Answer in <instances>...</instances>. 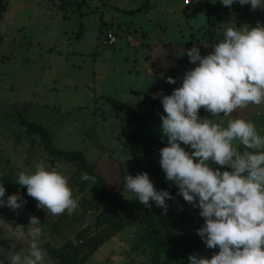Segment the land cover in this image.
<instances>
[{"label":"rangeland","instance_id":"1","mask_svg":"<svg viewBox=\"0 0 264 264\" xmlns=\"http://www.w3.org/2000/svg\"><path fill=\"white\" fill-rule=\"evenodd\" d=\"M73 1L82 2L80 6L67 5ZM183 1L0 0L4 5V9L0 7V163L7 164L8 168L3 169L4 164L1 163L0 185L6 189L3 199L13 194L21 195V186L15 182L17 173L34 171L40 162L67 178L73 198H78L80 205L93 207L98 198L97 182L82 181V172L74 164L51 159L37 136L28 134L25 127L19 125L20 117L41 125L54 147L83 153L95 169L109 175L119 172L117 168L121 169V177L117 176V181L123 182L127 174L136 175L131 142L121 137L120 125L113 120L115 112L107 99L133 104L136 98L142 97L138 94L132 96L129 91L132 88L138 92L134 83L144 88L146 98L153 97L155 92H150L153 83L148 82L144 66L137 56L146 54L147 46H127L126 40L130 45H137L134 43L140 40L149 45L170 42V46H166L167 54L186 58L187 50L195 45L201 55L206 56L212 51V44L223 39L226 28L255 27L258 21L264 22V10L253 12L250 5L241 6L238 0L230 7L223 6L220 0H188L187 5ZM206 2L215 9L210 15L209 32ZM110 22L120 24L115 28L117 34L122 35L112 47L103 42ZM187 22L188 26H193L192 32L187 31ZM201 25L207 26L203 32L198 29ZM190 33L195 36V41L187 45L185 41L189 40ZM181 35L183 41L180 40ZM179 42L183 46L175 44ZM133 55L137 62L133 61ZM141 112L147 113L148 109L142 107ZM223 115L220 114L221 117ZM199 116L214 119L204 108L199 110ZM231 118L251 121L258 134L264 137V103L236 109ZM221 122L227 126V120L219 118L217 123ZM143 128L145 133L155 132L152 127ZM132 129L136 130L137 126ZM233 144L238 150H243L238 141ZM184 147L189 152L193 151L190 146ZM106 164L107 169H103L102 165ZM212 166L224 171V166ZM112 178L110 175L108 180ZM78 188L80 195H76ZM117 189L116 185H111L107 195L112 196ZM124 196L135 199L129 191ZM184 202L188 210L204 223L200 210ZM0 209L3 212L11 210L6 206ZM23 210L26 218L31 211L26 206ZM93 211L82 214L80 217L83 219L74 222L60 236L49 239L50 243L56 248L66 241L75 245L79 243L77 234L80 231L85 230L89 236L95 233ZM0 228L6 233L7 240L24 243L25 237L20 230L8 232L7 226ZM141 230V223L136 222L124 231L121 238L111 239L115 241L114 245H119L109 255L116 257L117 264L129 263L124 252L129 243L139 238ZM183 232L185 230L176 229L175 234L180 237ZM105 249L106 245L98 253ZM213 252L218 253L219 248L209 249L203 242L198 254L210 259ZM97 258L94 254L84 264H97ZM147 259L142 258V264H147Z\"/></svg>","mask_w":264,"mask_h":264},{"label":"clouds","instance_id":"2","mask_svg":"<svg viewBox=\"0 0 264 264\" xmlns=\"http://www.w3.org/2000/svg\"><path fill=\"white\" fill-rule=\"evenodd\" d=\"M220 2L230 7L237 0ZM238 2L250 5L253 12L264 10V0ZM212 48L206 56L195 45L187 50L190 62L198 66L185 73L182 85L171 95L153 94V99H161L166 113L160 117L161 138H167L168 146L160 149L159 164L165 179L179 189L177 195L200 210L204 223L197 234L206 247L219 248L210 259L190 255V264H264V137L251 121L231 118L236 109L264 103V22L258 21L255 27H228ZM167 83L177 81L168 77ZM201 108L214 119L201 118ZM219 118L228 121L226 127L217 123ZM234 141L243 150L234 147ZM182 144L193 151H186ZM213 164L231 171L213 168ZM17 176L15 182L26 186L39 209L54 216L67 211L71 216L78 208L67 178L55 168L40 162L34 171H20ZM80 178L96 182L87 172ZM123 182L140 204L151 208L150 201L154 202L164 214L169 209L166 201L175 199L169 191L157 190L147 172L127 174ZM5 192L0 185V207L18 214L27 201L20 194L5 200ZM29 221L28 235L33 239L27 253L10 246L11 251H0V264H45L47 251L36 239L42 234L41 222L31 215Z\"/></svg>","mask_w":264,"mask_h":264},{"label":"trees","instance_id":"3","mask_svg":"<svg viewBox=\"0 0 264 264\" xmlns=\"http://www.w3.org/2000/svg\"><path fill=\"white\" fill-rule=\"evenodd\" d=\"M81 2L65 3L68 6H80ZM0 7L4 9L2 2H0ZM206 10L209 12L207 17L209 32L212 23L210 15L215 12V9L209 2H206ZM211 38H214L213 35ZM211 50L213 51V48ZM107 101L115 112L127 119L125 124H121V122L119 124L120 134L125 140L131 142L136 175L147 172L157 190H167L175 199L166 201L169 209L164 214L163 209L157 207L151 201L152 207L146 208L138 200L124 198L119 192L109 197L106 194V182L100 174L94 171L93 165L88 162L83 153L67 152L54 147L48 132L41 125L20 117L18 120L19 125L25 127L28 134L37 136L43 149L51 159H60L66 163L74 164L77 170L95 176L97 182L98 198L96 202L93 207L92 205L83 207L84 210H95L97 212L94 217L96 232L89 236L85 230L80 231L77 234L79 243L75 245L71 241H66L59 248H54L46 243L47 253L57 264H84L108 238L124 227L140 222L142 230L138 241L131 248V252L144 253L148 258L147 262L149 261L147 264H190L188 257L198 253L203 245L202 238L197 234V230L202 227L203 223L188 210L182 196L177 195L179 189L165 179L159 160L160 149L168 146L167 139L163 138L162 140L161 137L150 135L143 130V127L149 123L155 121L162 123L160 117L166 115L164 109L150 114H140L136 111H129L128 108L116 100L107 99ZM133 126H137V129H132ZM134 146L139 148L140 154L134 150ZM223 170L230 171L231 168L224 166ZM79 190L80 188L77 192L80 193ZM27 207L33 211L32 204H28ZM176 229L185 230V232L177 237L175 234Z\"/></svg>","mask_w":264,"mask_h":264},{"label":"crops","instance_id":"4","mask_svg":"<svg viewBox=\"0 0 264 264\" xmlns=\"http://www.w3.org/2000/svg\"><path fill=\"white\" fill-rule=\"evenodd\" d=\"M192 11H194V10H192ZM132 12L133 11H130L129 13H132ZM176 22H177V20H176ZM107 24L108 23H106V25ZM119 25H120L119 23L116 24V22H110L109 28L107 29V31H110L114 34L116 39L121 38V36H122V35L117 34V32H116V28H118ZM186 26H187V31H189V32L193 31V29H194L193 26H188V22H187ZM198 29H200V31L203 32L204 30L207 29V26L201 25V26H199ZM141 33H140V35H141ZM180 33H181V31L179 32V34ZM216 36H218V35H216ZM141 37H144V34H142ZM182 39H183V36L181 35L180 40L183 41ZM193 41H195V36L193 35V33H190L189 40L185 41V43L188 45V44H192ZM165 43H168V44H165ZM126 44H127V46H138V47L139 46H147L148 52L146 54H140L137 56H138V60L140 61V63L142 62L143 66H144V71H145V74L148 78V82L153 83V86H154L153 90L150 91L153 93L163 91V93L165 95H171L175 88L180 87L182 85V82H183L182 78L185 75V73L188 70L194 69L196 67V65L192 64L190 62L189 58L188 57L186 58V56L182 57V56H179V54H176V55L175 54L174 55L167 54L168 50H167L166 46L169 47L170 42H164V43H160V44L155 43L153 45H149V44L143 43L142 40H140L139 43L138 42L134 43L137 45H133V44L130 45L129 41L126 40ZM175 44H179L180 46H183L182 42L175 43ZM150 46H152V48ZM132 57L135 58V55H133ZM168 59H171V61H169ZM126 61H128V60H126ZM133 61L137 62V59L135 58V59H133ZM184 61H185V63H183ZM188 62H190V63H188ZM168 77H172L173 79H175L177 81V83L176 84L167 83ZM136 84L137 83H134V85H135L134 87H136L138 89V92L136 93V90L134 91V90H132V88H130L129 91H131L132 96L138 94V95H142V97L136 98L137 100H135V102H132L133 104H130V103L129 104L128 103L123 104L126 108L129 109V111H136L140 114H150L154 111L157 112V111L163 109V105H162L160 98H157V99H153V97L146 98V95H145L146 93L144 91V88L141 89V87L136 86ZM153 93H151V94H153ZM146 102H148V107L146 106ZM142 107L144 109H148V112L142 113L141 112ZM112 110L114 111V109H112ZM114 117L115 118H113V120L117 121L119 124H120V122H121V124H125V122L127 121L125 116H123L117 112H115ZM161 124H162L161 122L155 121V122L149 123L148 125H145V126L152 127L153 128L152 130L155 129V132L151 133L150 135L162 137ZM164 138H166V137H164ZM134 150L138 154L141 153L139 148L136 146H134ZM1 163H0V165L4 164V163H2V164ZM97 163H96V165H97ZM91 164L94 167V171L96 173L100 174L101 177L104 179V181L106 180L105 181L107 184L106 194H107V190H109L111 185H114V186L116 185L118 187L116 192H119V194L122 197L126 198L124 195L126 194L127 190H125L123 182H121V180H119V181L116 180L117 176L121 177V171H122L121 169H118L117 167H115L114 169L117 168V170L119 172H115L114 175H113V173H110V175H112L114 178L108 180V178H110L109 174L104 173L100 170H97L99 168L95 169V165L93 163H91ZM2 166H3V169L7 168V164H4ZM102 168L107 169V164L102 165ZM19 188H21V191H23V192H21V195L23 196V198L30 200V202L27 203V205L32 204L33 205V211H31L27 207V205H24V208L26 206L28 208V210L31 211V213H29L25 218L23 215V213H24L23 209L18 210V214H17V212H13L12 210H10L8 212H5V211L3 212L2 211L3 209L2 210L0 209V222H1L0 226L1 227L7 226L8 232H11L12 230H20L22 236L25 237L24 243H19V241L12 243L13 241H9L6 239V237H5L6 233L2 232L1 228H0V251H3V252L11 251L10 246H14L15 250L17 252L27 253L29 244L31 243V241L33 239L31 236L28 235V227L30 226V221H29L30 215L38 217L40 222H41L42 234L39 237H37L36 239L39 241V246L46 250V247H45L46 243L51 245L52 247L56 248L53 244L50 243L51 241L49 239L56 238L57 236H60L62 233H64L65 229H67L74 222L81 219L82 217H80V216H82V214H84L85 212L88 213V212L92 211V210H84V208H83V210H80V208L84 207V206H83V204L82 205L79 204L78 208L74 211V213L71 216H69L67 214V211H65V213H63L61 215L54 216L50 212L47 213L46 210L39 209L37 207V201L35 199H33L32 197L28 196L26 186L19 187ZM77 191H76V195L77 194L80 195L81 192L77 193ZM116 192H114L113 195ZM109 197H111V196H109ZM93 212L96 215L97 212L96 211H93ZM132 226H133V224L124 227L123 229H121L120 231L115 233L113 236L108 238L104 243H102L94 251V253L92 255L95 254L96 256H98V258L95 260V262L97 264H117L115 261L116 257L112 258L109 255L113 251L115 252V248H117L116 246L119 247V245H118V243H117V245H114L115 241L114 240L111 241V239L121 238L124 234V231H126L127 228L132 227ZM121 232H123V233L120 234ZM137 241H138V239L135 241L133 240L132 243H129V245L126 249V251H128V252H126V251L124 252L126 255H128L127 259L129 261V263L127 262V264H142V261H141L142 258H146L144 253H136L135 254L134 252H130V249L134 246V244ZM104 245H106V249L102 253H98L99 249L103 248ZM2 258L3 257H0V259H2ZM45 264H57V263L48 254L46 261H45Z\"/></svg>","mask_w":264,"mask_h":264},{"label":"built area","instance_id":"5","mask_svg":"<svg viewBox=\"0 0 264 264\" xmlns=\"http://www.w3.org/2000/svg\"><path fill=\"white\" fill-rule=\"evenodd\" d=\"M183 3L187 5V4H189V1L184 0ZM103 42L106 46L112 47L116 42V37L114 36V34L112 32L107 31L105 34V38H104Z\"/></svg>","mask_w":264,"mask_h":264}]
</instances>
